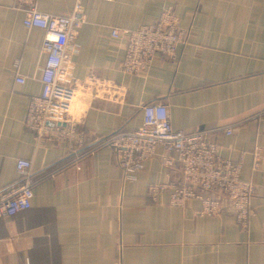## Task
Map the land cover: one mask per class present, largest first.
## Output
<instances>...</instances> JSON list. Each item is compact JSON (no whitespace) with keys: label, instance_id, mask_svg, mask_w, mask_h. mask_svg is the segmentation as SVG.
Segmentation results:
<instances>
[{"label":"crops","instance_id":"obj_1","mask_svg":"<svg viewBox=\"0 0 264 264\" xmlns=\"http://www.w3.org/2000/svg\"><path fill=\"white\" fill-rule=\"evenodd\" d=\"M80 1L88 13L73 108L38 133L42 33L25 28L24 13L67 17L79 0H0V199L19 180L18 160L41 179L30 210L0 215V264H264V0ZM115 29L124 36L114 39ZM151 103L167 106L177 131L233 129L215 140L220 158L242 162L243 179L259 188L247 230L229 200L207 216L195 200L174 206L172 189L153 193L184 184L179 165H163L176 160L163 146L134 179L100 147L136 130Z\"/></svg>","mask_w":264,"mask_h":264},{"label":"built area","instance_id":"obj_2","mask_svg":"<svg viewBox=\"0 0 264 264\" xmlns=\"http://www.w3.org/2000/svg\"><path fill=\"white\" fill-rule=\"evenodd\" d=\"M87 7L79 0L71 16H56L42 13L36 9L24 13L25 28L36 29L42 33V101L45 112L41 123L34 122L32 128L41 133L50 124H62L71 114L75 98L76 64L73 60L77 52L78 39L87 18ZM124 33L115 29L114 39ZM26 48L19 47L15 62L19 67L26 61ZM19 76L16 83L25 84ZM264 111L256 118H263ZM222 130H209L186 133L173 128L166 105L151 103L143 108L142 122L131 132H118L104 140L100 147H108L115 152L119 168L125 177L134 179L143 168L145 161L151 159L156 147L163 146L168 153L176 156L172 160L165 156L162 163L166 167L179 165L184 184H170L154 187L158 193L167 189L174 192L172 204L184 207L192 200L201 204L200 215L215 216L222 212L223 202L229 200L234 205L235 217L239 227L247 230L253 217L252 199L258 195V186L242 177L243 163L224 161L220 158V145L215 140ZM232 135L233 129L222 131ZM254 170L262 163V151H253ZM19 180L0 199V215L5 218L16 216L32 207L34 191L41 179L32 172L28 160L17 161ZM56 178V176L54 177ZM214 191L215 196L206 195Z\"/></svg>","mask_w":264,"mask_h":264},{"label":"trees","instance_id":"obj_3","mask_svg":"<svg viewBox=\"0 0 264 264\" xmlns=\"http://www.w3.org/2000/svg\"><path fill=\"white\" fill-rule=\"evenodd\" d=\"M205 194L208 195V196H209V195H211V196H215V195H216V193H215L214 191L206 192Z\"/></svg>","mask_w":264,"mask_h":264}]
</instances>
